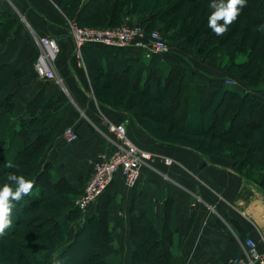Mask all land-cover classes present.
<instances>
[{
  "label": "trees",
  "instance_id": "obj_1",
  "mask_svg": "<svg viewBox=\"0 0 264 264\" xmlns=\"http://www.w3.org/2000/svg\"><path fill=\"white\" fill-rule=\"evenodd\" d=\"M188 1L85 0L77 7L78 10L75 7L78 0H58L57 5L68 19H73L82 26L100 23L105 25L102 26L104 28L116 27L125 23L127 18L139 15L140 26L146 30L159 23V30L167 43L177 44V41L180 44L185 42L191 44L196 41L201 56L205 53L221 55L218 60H225V69L229 73L234 74L253 89L263 87L264 41L262 42L261 38L264 36V28L261 26H264V0H247V6L242 9L239 18L221 36H217L208 27L212 12V9H209L210 4L207 2L202 4L203 0H193L195 3L187 7ZM72 8L75 9V13ZM19 22L18 16L5 15L0 11V44L9 39ZM244 22L248 24L243 26L241 38L237 39L241 31L240 26L242 27ZM220 23L222 24L223 21ZM255 28H259L257 33H254ZM123 50L125 49L99 44H88L82 49L83 57L85 61L87 59L86 63L88 62L89 65L88 76L91 77V88L98 103L129 113L147 135L156 140L158 138L164 140L158 139L157 142L173 144L170 139L157 135L145 121L146 117H150L149 111L152 108L149 101L137 105L134 96H129L127 100L126 94L122 91L111 98L112 96L107 93L108 84L100 86L99 80L101 77H112L117 81L114 74L121 72H118V69L112 70L115 68L113 66L117 65L123 68L121 81L130 89L137 90L142 99L160 101L161 99L152 93L154 90L152 81L157 79L159 88L164 91L170 90L175 86L177 82L175 76L178 75L179 85L185 93L187 92V98L184 97L182 102V117L187 135L199 137L209 132H216L212 140H219L228 134L232 135L233 137L227 140L233 146L231 150L236 148L243 151L230 150L229 152L233 154L229 156L230 158L212 150L207 153L226 157L225 159L232 163L242 177L264 192V158L253 157V154H257L255 152L261 150L264 154V98L255 97L249 92L227 85L225 78L215 79L195 69L190 70L187 66L167 62L158 57L127 59L123 56ZM94 56L99 57L100 61L90 62L89 58ZM24 74L25 72L17 65L7 64L0 67V179L10 173L24 175L34 182V187L20 201H13L12 224L3 235H0V238L6 239L21 234L20 240L25 235L35 239L29 243L24 239L19 243L21 249L31 252L28 255L17 253L25 264H62L65 257L74 254L76 248L72 250V247L73 245L77 247L80 232L64 250L63 246L57 250L53 262L41 261L34 253L53 249L50 243L39 241L42 238L66 240L72 223L82 218L83 213L76 206V201L84 189L58 176L51 163L41 166V161L60 130L62 115L57 118L55 126H52L49 120L56 115L52 113L55 107L62 106L63 97L57 95L46 98L44 88L28 105L26 115L16 121L17 94L10 93L5 97L3 94L12 78ZM216 98H218L217 102ZM124 100H127L126 104ZM228 114L232 121L229 120ZM253 117L259 119L256 129L250 122ZM236 119L243 120L241 125L235 126ZM253 130L257 131L253 133ZM214 144L211 145V149H215ZM247 149L248 152L245 153L244 150ZM9 163L12 167H8ZM96 223L100 227L99 233H102L103 229V236L99 234L96 236L99 247L108 257L101 260L87 259L82 264H121L113 247L111 235L105 233V218L100 216ZM23 225L29 229L28 233L21 229ZM90 226L89 223H85L81 229H88ZM88 242V246L97 245L95 240L89 239ZM81 259L76 257L70 264H78Z\"/></svg>",
  "mask_w": 264,
  "mask_h": 264
},
{
  "label": "crops",
  "instance_id": "obj_2",
  "mask_svg": "<svg viewBox=\"0 0 264 264\" xmlns=\"http://www.w3.org/2000/svg\"><path fill=\"white\" fill-rule=\"evenodd\" d=\"M13 3L16 5L10 8L9 1L0 0V11L20 19L9 39L0 44V67L17 65L26 75L23 85L10 83L6 92L13 86L11 93L18 96L17 112L22 117L44 88L46 98L63 97L60 130L43 165L51 163L58 176L74 186L79 187L80 181L86 185L94 162L115 149L108 123H125L132 140L156 156L142 168L135 187L127 186L119 176L87 212H82V218L72 223L63 250L78 232L79 240L98 226L101 216L121 264H229L245 255L247 239L264 252V193L258 187L241 178L224 159L184 154L178 158L163 152L162 144L150 139L129 114L100 105L75 54L68 19L56 0ZM42 37L54 38L60 45L57 81L36 77V38ZM123 56L141 58L129 56V49L123 50ZM180 65L186 66L182 61ZM67 128L77 132V141L66 142ZM162 157L178 160L179 165L167 166ZM85 223L91 226L83 230ZM98 234L103 236V229L102 233L97 230ZM75 248L73 245L72 250Z\"/></svg>",
  "mask_w": 264,
  "mask_h": 264
},
{
  "label": "rangeland",
  "instance_id": "obj_3",
  "mask_svg": "<svg viewBox=\"0 0 264 264\" xmlns=\"http://www.w3.org/2000/svg\"><path fill=\"white\" fill-rule=\"evenodd\" d=\"M83 1H85V0H78L75 7L77 8L78 6H80V4ZM56 2H58V0H56ZM204 2L205 3L207 2L208 4H210L211 0H203L202 4ZM187 3H188L187 7H189V4H192L195 2H193V0H189ZM15 5H16L15 3H10L9 7L11 8V6L14 7ZM68 9H70V8H68ZM209 9L211 10V8H209ZM72 10L74 11V13L76 12L74 8H72ZM77 10H78V8H77ZM183 11L185 12V9ZM183 11L181 13L182 15L184 14ZM66 18L68 19L67 16H66ZM128 19H129V25L140 26L141 17L139 15L131 16V17L127 18L126 19L127 21H125V22L128 23ZM68 20H70V19H68ZM130 20H134L135 22L134 23L132 22V24H131ZM70 21L76 22L73 19ZM76 23H78V22H76ZM247 24H248L247 22L242 23V27L240 26L241 31L238 33L239 36L237 39L241 38L242 31ZM78 25H80V24L78 23ZM80 26H82V25H80ZM102 26H105V25H102L100 23H93V24H85V26H82V27L93 28V29L94 28H104ZM159 27H160V24L157 23L155 25V27H152L150 30H146V28H144V27L143 28L145 29L146 34L149 37V35L155 31H158L161 34ZM258 29L259 28H255L254 33H257ZM148 37H147V39H148ZM261 39L263 42L264 36H262ZM176 43L177 44L168 43L170 46V52L168 54H165L162 56H154V54H152L150 52L133 50V49H129V56H138V57H141L144 59H151L153 57H158L161 60L171 62V63H175V64L176 63L180 64V62L182 61L190 70L195 69L196 71L205 73L208 76L213 77L215 79H224L225 78L227 85L232 86V87H236V88H238L242 91H245V92H249L255 97L264 98V86L259 88V89H253L249 84H247L244 81L239 80L234 74L232 75V73H229L225 69V64H226L225 60H218L221 57V55H208L209 53H205L204 56L203 55L201 56V53L197 50V47H196L197 42L196 41H194L191 44L186 43V42L184 44H180V42H177V41H176ZM82 55H83V52H82ZM208 56H209V58H207ZM89 60H90V62H92L93 60L96 62H99L100 58L94 56V57H90ZM86 61H87V59H86ZM86 61L83 57L82 65L85 68L86 73L88 74L89 73L88 72L89 65H88V62L86 63ZM113 67H115L114 69L112 68L113 71L118 69L119 70L118 72H121V74L120 73L114 74V77L117 79V81H114L112 77L102 78L100 75H98L101 77L99 80L100 86L104 85V84H108L107 93H109V95L112 96L111 98L115 97L117 94H120L119 92L122 91L123 94H126L127 100H129V96H134L135 102L137 103V105L141 104V103L145 104L146 102L149 101V104L152 108L150 109L151 111H149L150 117L149 116L146 117L145 121L150 125L152 130H154V132L157 135H160L161 137L168 138V139H170V141L174 142L173 144L161 143L163 146L161 148L163 152H166L167 154L178 157V158L183 157L182 155L184 154L187 157H192V158L195 155V156H200V157L203 156V157H214L217 159H224L225 161L230 163L231 167L235 170V172L241 178L246 180V178L242 177L241 174H239L236 171V169L233 167L232 163L229 162V160L225 159L226 157L230 158L229 156L233 155L231 152H229L233 146H232V144L227 142V140L229 138L233 137L232 135H230V134L225 135L224 137H222L219 140H212V137L216 136L215 135L216 132H209V133H207V135H205V136L201 135L199 137H193V136L187 135L185 124L183 121L184 118L182 117V113H183L182 102L184 100V97L187 98V92L185 93L184 89L179 85L180 82H179L178 75L175 76L177 79L175 86L173 87V89L171 88L170 90L164 91L161 87L159 88V81L157 79L152 81L151 85H152V88H154L152 93L156 94L158 99H161L160 101H158L157 99H154L155 101H157V102H155L154 100H152L150 98L147 100L142 99L141 96L137 93V90L132 89V88L130 89L124 82L121 81V79L123 78V76H122L123 68L119 67L117 65L113 66ZM95 74H96V71H95ZM25 75L26 74L21 75L20 77L12 78L11 81L8 83L7 87L10 85V83L12 85H14L15 83H17V85L18 84L23 85L25 83V81H23V79L25 78ZM172 77H174V76L172 75ZM90 79H91V77L89 78V80ZM7 87H6L5 92L3 94L4 97L8 95V92H6ZM12 88H13V86L11 87V90H9L10 93H11V91H13ZM156 95H153V96H156ZM17 98H18V96H17ZM64 98L66 99L65 96H64ZM127 100H124L125 104L127 103ZM217 101H218V98H216V102ZM18 103H19V100H18ZM61 109H62V106L58 105L55 107L54 112H52V113H56V115H54L55 118L51 124L52 126L56 125V119L57 118H59L61 115L63 117V112L61 111ZM16 113H17L16 121H18L20 118H22V116H20L19 113L17 112V107H16ZM26 113H27V111H26ZM122 113H127V112H122ZM220 113H221V115H223V111H221ZM127 114H129V113H127ZM228 116H229V114H228ZM228 118H229V120L232 121L230 116ZM233 122H234V120H233ZM242 122H243L242 119H236L235 120V126L241 125ZM250 122L253 124L254 129H256L255 126L257 124H259V119L257 117H253L250 119ZM256 131L257 130H253V133H255ZM245 132H247V130ZM144 133H145V131H144ZM147 136L154 141H158V139H159L158 138L156 140L155 138H152L149 135H147ZM218 137H219V135H218ZM159 140L164 141L161 139H159ZM212 142L215 143L214 144L215 149H211L212 148L211 145H213ZM137 145H139V144H137ZM139 146L142 147L141 145H139ZM142 148L144 150H147L144 147H142ZM211 150L214 153L215 152H218L220 154L223 153L224 156H226V157L224 158V157L218 156L214 153H210ZM236 150L237 151H243V150H238L236 148L233 149L234 152H236ZM147 151H150V150H147ZM208 151H210V152L207 153ZM244 151L246 153V152H248V149L244 150ZM261 151H263V150H261ZM261 151L255 152L257 154H253V157L258 156V157L264 158V154H262ZM42 162L43 161H41V166H43ZM23 171L25 172L26 170H23ZM16 175H18V174H16ZM7 177H8V175H4L3 178L0 179V187H2L5 183H12V186L15 185L13 182L8 181ZM24 177L26 179H29V177H26V176H24ZM247 182H249V181H247ZM253 185H255V184H253ZM79 187H81V189L83 190L85 187V184L82 181H80ZM49 225L51 226V224H49ZM21 229L27 233L29 231V229H27L24 225L22 226ZM99 229H100V227L97 225L91 227L90 231L87 234H85V236L83 235L78 240V243H77L78 246L75 249L74 254L72 253L71 255L69 254V256L65 257L62 264H70V262L72 260H75L76 257L82 258L81 261L78 262V264H82L87 259H95V260L106 259L108 257V255H107V253L103 252L102 249L99 247V241L97 240V237L93 239V237L98 236L97 230H99ZM31 233H33V232H31ZM20 238H21V234L15 236V237H8L6 239L0 238V264H25L21 260V257L17 256V253H24V255H28V254H31V252L30 251H24L23 249H21L19 246V243L22 242V240H24V239H25V242H27V243L34 241L35 239H33V238L31 239V237H28L27 235H25L22 240H20ZM87 238H90V240H92V241L95 240V243L97 242L96 243L97 245H93V247L95 246L94 248L92 247V245L88 246L89 242H88ZM39 241L50 243V245H52L53 249L48 251V252L47 251H39L38 253H34V255L36 257H38L41 261H49L50 260V262L55 261V259H56L55 256H56L57 250H59L65 243V240H63L62 238H58V239L56 238L54 240H46V239L42 238V240H39Z\"/></svg>",
  "mask_w": 264,
  "mask_h": 264
},
{
  "label": "built area",
  "instance_id": "obj_4",
  "mask_svg": "<svg viewBox=\"0 0 264 264\" xmlns=\"http://www.w3.org/2000/svg\"><path fill=\"white\" fill-rule=\"evenodd\" d=\"M7 1L13 3L18 0ZM68 32L81 64L82 49L88 44L146 51L154 56H162L170 52V46L160 32H152L148 37L142 26H132L127 22L116 27L93 29L68 20ZM36 44L39 47L34 66L36 77L45 82L57 81L56 62L61 53L58 41L54 38L42 37L36 38ZM108 130L115 137V149L110 155L100 156L94 162L84 190L76 201V206L81 212H87L119 176L123 177L127 186L135 187L140 181L142 168L149 166L156 159L153 152L144 150L129 137L125 123H108ZM64 137L67 143L78 140V134L73 128H67ZM161 160L167 166L179 165L172 158L162 157ZM244 245L247 248L245 255L232 259L231 264H264V252L259 251L258 244L254 240L247 239Z\"/></svg>",
  "mask_w": 264,
  "mask_h": 264
},
{
  "label": "clouds",
  "instance_id": "obj_5",
  "mask_svg": "<svg viewBox=\"0 0 264 264\" xmlns=\"http://www.w3.org/2000/svg\"><path fill=\"white\" fill-rule=\"evenodd\" d=\"M209 6L212 12L209 16L208 27L217 36H221L239 18L242 9L247 6V0H211ZM220 21L223 23L221 24ZM261 27L264 28V26ZM8 167L12 165L9 163ZM7 179L13 182L15 187L13 188L12 183H5L0 187V235H3L12 224L13 201H20L34 187V182L23 175L10 173Z\"/></svg>",
  "mask_w": 264,
  "mask_h": 264
}]
</instances>
